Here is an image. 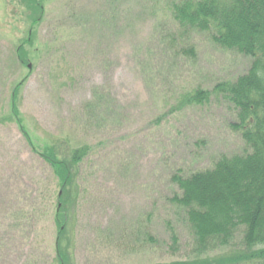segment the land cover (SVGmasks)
Returning a JSON list of instances; mask_svg holds the SVG:
<instances>
[{"label":"rangeland","instance_id":"obj_1","mask_svg":"<svg viewBox=\"0 0 264 264\" xmlns=\"http://www.w3.org/2000/svg\"><path fill=\"white\" fill-rule=\"evenodd\" d=\"M35 1L0 0V264H58L59 227L69 264H213L226 253L235 264L243 229L199 255L173 178L251 154L236 109L213 90L252 60L178 28L168 10L183 0ZM18 84L36 148L88 150L67 223L52 169L10 122ZM196 90L209 101L182 99Z\"/></svg>","mask_w":264,"mask_h":264},{"label":"trees","instance_id":"obj_2","mask_svg":"<svg viewBox=\"0 0 264 264\" xmlns=\"http://www.w3.org/2000/svg\"><path fill=\"white\" fill-rule=\"evenodd\" d=\"M168 11L181 30L210 33L222 48L252 60L247 74L213 90L236 109L237 125L234 128L251 149V154L221 158L212 170L187 178L174 176L173 182L180 190V196H175L173 202L186 210L199 255L219 248L227 249L235 232L243 229L245 248L236 254L235 264H264V0H183L173 4ZM183 53L193 56L194 50L190 46ZM21 86L16 85L11 95L10 122L17 125L33 153L52 169L61 192L56 214L59 224L60 218L66 220L72 210L77 166L88 150H75L66 155L54 144L45 145L41 150L36 148L18 110ZM209 98L210 93L202 90L182 97L192 105H203ZM63 233L59 227L56 259L58 264H69L70 250L64 245ZM172 241L176 242L175 234ZM226 254L221 263L218 259L212 263H229L226 259L232 254ZM202 262L196 260L189 264H204Z\"/></svg>","mask_w":264,"mask_h":264},{"label":"water","instance_id":"obj_3","mask_svg":"<svg viewBox=\"0 0 264 264\" xmlns=\"http://www.w3.org/2000/svg\"><path fill=\"white\" fill-rule=\"evenodd\" d=\"M28 68H30V65H28Z\"/></svg>","mask_w":264,"mask_h":264}]
</instances>
